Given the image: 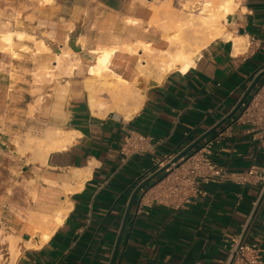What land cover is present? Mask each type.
<instances>
[{
    "label": "crops",
    "instance_id": "crops-1",
    "mask_svg": "<svg viewBox=\"0 0 264 264\" xmlns=\"http://www.w3.org/2000/svg\"><path fill=\"white\" fill-rule=\"evenodd\" d=\"M11 2L26 17V21L17 17V31L27 33L21 26L35 24L55 37L58 47L62 21L68 28L71 24L73 37L81 32L85 53L125 42L161 46L160 33L150 22L151 0ZM234 14L230 16L233 34L248 43L254 36L264 44V0H241ZM127 17L137 18L138 23H130ZM23 46L16 45L17 56ZM200 51L184 72L173 70L157 78L150 62L137 57L142 53L139 50L123 75L141 89L144 100L128 119L117 111L92 114L82 85L89 59H83L81 71L66 78L70 83L66 93L64 85L55 87L49 107L46 129L65 130L69 143L45 158L34 154L33 159L23 156L26 152L14 151L18 157L7 154L0 143V230L19 237L23 250L13 264L225 263L231 240L258 195L257 187L208 183L202 186L204 195L178 209L141 204V193L149 183L133 198L146 180L145 172L152 168V159L191 145L212 130L235 109L264 64L261 50L247 45L234 54L232 44L221 38ZM236 115L207 136L214 137L230 126L214 147L213 158L233 170L264 165V138L255 139L245 125L232 124ZM128 129L161 143L154 152L134 155L122 163L119 150ZM18 146L22 149L27 144L23 141ZM63 211V221L55 226V215ZM247 239L259 245L264 258V199L249 222ZM24 241L37 242L39 247L26 246Z\"/></svg>",
    "mask_w": 264,
    "mask_h": 264
},
{
    "label": "bare ground",
    "instance_id": "bare-ground-1",
    "mask_svg": "<svg viewBox=\"0 0 264 264\" xmlns=\"http://www.w3.org/2000/svg\"><path fill=\"white\" fill-rule=\"evenodd\" d=\"M240 1L241 0H178L176 1L177 3H174L175 0H160L159 2L151 0V4L154 8L150 22L160 33L161 46L155 47L149 42L136 41L134 43L125 42L121 45L97 46L93 50H86L88 54L91 55V59H89V62L87 61L86 70L88 73L86 72L87 74L82 85L88 92L86 94H88V105L92 114L104 116L111 111H117L128 119L139 111L138 109L141 107V103L144 100L140 92L141 89L139 90L134 82L127 80L123 75L131 59L133 56L136 58L139 50H141L142 53L137 57L139 59H146L150 62L151 66L155 69L157 78H161L166 73L173 70L184 72L191 64L195 55L200 53L202 48L208 46L212 40L217 38L224 39V41L226 40L232 44L234 54L240 53L242 50L244 51L248 45L247 39L242 36L234 35L232 29H230L232 25L234 26V24L230 22V16L239 8ZM153 3L157 4L154 5ZM127 19L130 23H138V19H135V17H127ZM19 22L17 17L15 22H11V24H8L10 23L9 21L0 22V51L7 52L12 57H17L15 51L16 45L19 44H17V42L20 39L29 38V34L27 35V33L19 32L14 28V26L19 25ZM62 22L60 24L61 31H59L62 34L60 38L63 41V46L54 49L52 44L53 41L57 39L44 29L41 31L38 40L35 41L37 46L32 51L33 59L42 62L45 60L48 61L47 67L40 71L42 75L48 73L50 75H55L53 72L56 70L58 62L74 58L75 52L69 49L66 45L67 42H65V38H68L69 33L72 31V27L70 23L68 28V26L62 24ZM73 24L74 23H72V25ZM63 33L66 34L65 38H63ZM48 42L51 44H48ZM78 45L81 47L84 46V40L80 39ZM82 58V55H80L79 63L81 65L83 63L85 64ZM84 59L87 58L84 57ZM42 62L40 63L41 65H43ZM110 77H114V79L110 80ZM157 80L156 81L159 82V79ZM69 84L67 80L65 85L62 86V90L65 93L66 87L69 86ZM66 133L65 130L59 128H49L46 129V132L42 136L27 137L26 148L23 147L24 149H21L19 146L15 145L13 149L22 155L27 151L26 149H31L33 147L39 158H45L50 151L62 149L69 143ZM65 214L66 211H63L55 215L53 220L55 221V226L63 221ZM51 230L52 228L47 233H51ZM18 238L19 237H15L10 233H5V231L0 230V264H13L19 252L21 253L22 249H20L21 246L19 247L18 245ZM41 238L45 241L48 235ZM24 242L26 246L30 245L34 247L33 245H37V242L33 245H31L30 242ZM40 242L41 244L43 243L42 241ZM37 246L39 247V244ZM27 248H29V246Z\"/></svg>",
    "mask_w": 264,
    "mask_h": 264
},
{
    "label": "built area",
    "instance_id": "built-area-1",
    "mask_svg": "<svg viewBox=\"0 0 264 264\" xmlns=\"http://www.w3.org/2000/svg\"><path fill=\"white\" fill-rule=\"evenodd\" d=\"M248 47L261 50L264 56V44L256 37L250 38ZM262 71L264 64L257 74ZM255 79L251 80L249 87ZM232 124L245 125L247 132L252 133L255 139L264 138V74L241 103ZM229 127L219 130L214 137L203 138L198 146L186 154L183 151L190 144L152 159V168L145 172L146 179L161 168L164 170L146 186L141 193L140 203H156L178 209L192 204L197 196L204 195L202 186L208 183L255 186L258 195L251 203L246 222L231 240L224 264H264L259 245L247 239L249 222L257 214L264 199V165L252 164L244 170H233L215 161L214 147L228 134ZM160 143V140L149 135L128 129L120 145V160L124 163L134 155L152 153Z\"/></svg>",
    "mask_w": 264,
    "mask_h": 264
},
{
    "label": "rangeland",
    "instance_id": "rangeland-1",
    "mask_svg": "<svg viewBox=\"0 0 264 264\" xmlns=\"http://www.w3.org/2000/svg\"><path fill=\"white\" fill-rule=\"evenodd\" d=\"M155 1L159 2L160 0ZM176 1L178 0H175L174 3H177ZM16 17L26 21V17L15 9V5L11 0H0V22L9 21L8 24H11V22H15ZM21 29L32 35L19 43L24 45V49L19 50L21 55L12 60L0 53V143L5 146L3 152L16 157L18 155L15 154L13 149L15 145H22L23 141L27 144V137H39L46 132L45 129L49 126V107L54 96L55 87L65 85L68 80L66 78L73 75L75 70L81 71L83 65L79 63L81 53L75 52L74 58L58 62L56 70L53 72L55 75L49 73L42 75L40 71L47 67L48 61L42 62L33 59L32 51L36 48L35 41L38 40L43 29L35 24L29 27H25V24H23ZM71 33H73V30L68 35L69 39L65 38L66 34L63 33V38L66 39L65 42L70 41ZM80 39L84 40L81 32L75 37L77 45ZM61 43L59 47L64 45L63 41ZM67 43L66 45L69 47ZM48 44L51 43L48 42ZM52 45L54 49H57L58 45L54 41ZM69 49L71 48L69 47ZM41 62L43 65L40 64ZM109 79L113 80L114 77ZM32 148L24 154L28 159H33V155H36V150Z\"/></svg>",
    "mask_w": 264,
    "mask_h": 264
},
{
    "label": "water",
    "instance_id": "water-1",
    "mask_svg": "<svg viewBox=\"0 0 264 264\" xmlns=\"http://www.w3.org/2000/svg\"><path fill=\"white\" fill-rule=\"evenodd\" d=\"M68 46L74 51V52H79L81 53L82 57L84 58H88L91 59V55H89L88 53H85L82 49V47L80 45H77L75 37H71L70 41H68ZM264 74V71H262L261 73H259V75L256 77V79L253 81V83L250 85V87L247 89V91L245 92V94L243 95V97L241 98V100L239 101L238 105L235 107V109L227 116L225 117L220 123H218L212 130L208 131L207 133H205L203 136H201L199 139H197L195 142H193L191 145H189L184 151L183 154L188 153L191 149H193L194 147L198 146V144L201 142V140L205 137H207L213 130H215L216 128H218L224 121H226L227 119L231 118L239 109L241 103L248 97L249 93L251 92V90L255 87V85L257 84V82L259 81V79L262 77V75ZM164 168H161L160 170H158L156 173H154L153 175H151L149 178H147L145 181H143L135 190L134 194H133V198L137 195V193L140 191V189L144 186H146L149 182L153 181L155 178H157L162 172H163Z\"/></svg>",
    "mask_w": 264,
    "mask_h": 264
}]
</instances>
